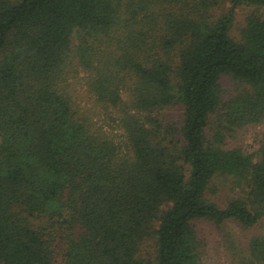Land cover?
I'll return each instance as SVG.
<instances>
[{
	"label": "trees",
	"instance_id": "obj_1",
	"mask_svg": "<svg viewBox=\"0 0 264 264\" xmlns=\"http://www.w3.org/2000/svg\"><path fill=\"white\" fill-rule=\"evenodd\" d=\"M226 1L0 0V264H199L194 220L264 217V133L223 146L264 122V0ZM230 253L264 264V233Z\"/></svg>",
	"mask_w": 264,
	"mask_h": 264
},
{
	"label": "rangeland",
	"instance_id": "obj_2",
	"mask_svg": "<svg viewBox=\"0 0 264 264\" xmlns=\"http://www.w3.org/2000/svg\"><path fill=\"white\" fill-rule=\"evenodd\" d=\"M228 6L229 3L226 0H220L219 4L215 5L213 9H215L216 13H221ZM251 9L252 7L250 6H240L236 9L234 27L243 23L245 15ZM258 13L264 14V7L259 8ZM224 86L228 88L226 83H224ZM82 103L84 104V102ZM181 112V107L175 106L166 108L162 111V114L165 116L166 123L168 122L176 126L179 123ZM97 119L100 121L99 124L104 122L105 127L108 125L115 127L112 122L107 124V118L103 114ZM108 131L111 134L115 133L114 129H108ZM263 133L264 122L255 126H248L226 134L223 146L226 148L239 146L244 152L253 154L259 147ZM212 184L215 190L213 192L208 191V196L220 207H224L231 198L245 196L248 190L245 184L235 183L228 176L217 177L212 180ZM192 224L201 246L199 264H234L230 250L246 249L247 243L252 236L264 233V217L259 218L255 224L246 228L241 227L235 220H227L220 225H216L211 221L198 219L194 220ZM227 247H229V252ZM153 251V240L148 239L143 242L141 253L145 257L150 256ZM53 264H61V257L57 255L56 261Z\"/></svg>",
	"mask_w": 264,
	"mask_h": 264
}]
</instances>
